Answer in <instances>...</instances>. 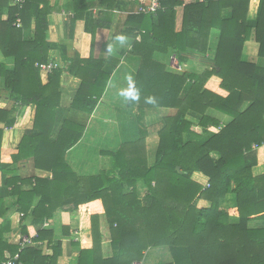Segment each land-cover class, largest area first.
Here are the masks:
<instances>
[{
  "label": "trees",
  "instance_id": "obj_1",
  "mask_svg": "<svg viewBox=\"0 0 264 264\" xmlns=\"http://www.w3.org/2000/svg\"><path fill=\"white\" fill-rule=\"evenodd\" d=\"M22 1L0 0V100L9 104H0V122L10 127L22 108L34 111L31 127L9 150L10 161L0 128V172L15 197L8 201L0 196V264L17 253L16 264H57L60 242H53V232L41 226L65 207L90 216V228L79 230L90 243L79 248L76 264H133L147 248L162 245L185 249L189 264H264V66L243 56L244 43L252 40L264 58V0H259L253 20L247 18L250 0H161L155 14L127 16V30L135 39L131 52L141 57L136 74L141 89L134 116L137 136L109 152L111 171L93 176L78 175L65 155L81 138L87 115L105 86L99 80L106 81L109 73L92 66L90 57L71 58L68 70L80 79V86L71 111L57 127L62 70L52 69L42 83L35 65L49 61V51L57 46L47 39L52 6L49 0ZM125 4L135 6L132 0H71L66 27L72 31L75 21L83 20L84 34L93 42L96 30L109 28L114 10ZM176 7L183 10L179 30ZM213 29L219 35L212 67L202 73L167 72L152 59L154 52L169 49L179 63L206 55ZM213 75L220 78L226 96L205 88ZM149 96L157 103H146ZM148 107L177 109L156 128L150 164L144 145ZM82 109L86 116H77ZM210 109L229 120L221 123L208 114ZM22 160H32L33 168L49 171L51 177H7L13 172L10 165ZM138 182L147 189L142 199L136 195ZM200 199L208 200L209 208H198ZM96 200L109 226L111 253L106 257L99 212L87 210ZM12 206L18 214L16 227L24 234L35 233V245L9 243ZM42 241L51 254L37 244Z\"/></svg>",
  "mask_w": 264,
  "mask_h": 264
},
{
  "label": "crops",
  "instance_id": "obj_2",
  "mask_svg": "<svg viewBox=\"0 0 264 264\" xmlns=\"http://www.w3.org/2000/svg\"><path fill=\"white\" fill-rule=\"evenodd\" d=\"M71 0H49L52 6V11L48 15L49 30L48 40L57 44V46L49 51L50 62L57 64V68H61L58 85L60 88V103L56 108V124L57 127L61 124L64 117L71 111V104L73 97L80 86V79L72 76L68 68L70 67L71 58L78 54L79 57L92 60V66H101V70L109 73L106 81L99 80V85L105 84L102 95L94 106L93 110L87 115L85 128L81 138L77 143L71 147L65 155L67 163L78 175L93 176L100 171L109 172L112 170V157L109 152L120 148L125 141H130L137 136V123L134 116L138 114L137 104L130 105L125 103L123 98L118 95L120 88L126 86V77L131 75L136 80L137 70L140 66L141 57L132 53L133 43H135L134 36L127 30V16L136 13V7L125 4L114 10L112 23L109 28H98L95 32L94 41L92 42L89 36L84 34V21L76 20L73 30L70 31L66 27V21L72 15L70 8ZM259 0H250L247 18L255 19L257 16ZM182 7H176V21L175 29L179 30L182 21ZM5 17V16H4ZM125 35L127 42L124 46H120L115 37L118 35ZM219 32L215 29L211 31L209 38V49L206 55H198L195 60H189L186 63H179L176 56L169 49L167 52H154L152 59L165 67V71L182 74L184 72L202 73L206 69L212 67L211 59L214 55L216 43L218 41ZM138 41V38H137ZM111 46L112 51L108 52L107 48ZM243 56L245 59L251 60L258 65L264 66V58L258 56V43L248 40L243 46ZM251 57V58H248ZM257 57V58H255ZM89 60V59H88ZM93 60H100L101 64H97ZM9 64V59L6 60ZM11 64V63H10ZM47 74L40 72L41 82L47 81ZM220 78L213 75L205 84V88L220 94L227 95V91L220 87ZM141 99V98H140ZM118 101L123 102L117 104ZM2 106H8V102L4 99L0 100ZM176 108L157 107L154 110L152 107L147 108V113L144 117L145 127L148 129V135L145 138V149L148 163H152L155 157V150L157 147V135L155 131L160 121L166 116H173L176 113ZM77 116H86L85 110H77ZM208 114L221 123L227 122L229 116L219 111L210 109ZM34 116L33 108L24 107L17 115L16 121L10 127L5 126L0 122V128L3 129L2 147L7 149V159L10 161L9 150L15 149L27 128L31 127L32 118ZM153 128V130H151ZM154 131V132H150ZM117 144L115 149H111L109 144ZM101 148L97 152V157H94V162L89 160L86 151L91 149ZM32 160H22L10 165L13 172L7 177H21L26 178L32 174L42 177L50 178L51 173L42 169H35L32 166ZM77 166H88L93 168L90 174H81L76 171ZM4 177L0 172V196L6 198L8 201H14L15 197L9 195L10 186H5ZM130 191L129 190H126ZM147 189L141 182H138L136 188V195L139 199L145 195ZM38 198H35L33 204H36ZM210 202L206 199H200L197 202L198 208H209ZM103 205L99 200L90 202L88 204V212H99V227L103 235L102 251L106 257L111 253L110 238L108 235V222L103 213ZM10 218L12 221V230L8 234L9 243L19 244L20 247L33 246L36 243L32 241V236L35 233L24 234L17 226L18 214L15 207L9 209ZM90 216L80 214L78 210L71 211L66 207L58 210L51 218L46 219L42 224L43 230H51L54 234V240L60 242V253L57 257V264H76L77 254L79 248L83 244L90 243L89 239L84 240L85 233L79 232L80 229L85 230L90 228ZM235 221V217L230 218ZM31 217L28 218V221ZM2 219H0V222ZM31 233L34 232L33 226H28ZM26 239V241L24 240ZM84 240V241H83ZM42 245L43 252L51 254L52 250L48 247L45 241L38 242ZM187 258V260H186ZM189 264L187 252L185 249L178 247H171L167 245L152 246L143 251V257L139 261H134L133 264Z\"/></svg>",
  "mask_w": 264,
  "mask_h": 264
},
{
  "label": "built area",
  "instance_id": "obj_3",
  "mask_svg": "<svg viewBox=\"0 0 264 264\" xmlns=\"http://www.w3.org/2000/svg\"><path fill=\"white\" fill-rule=\"evenodd\" d=\"M136 7L137 13H144V14H155L161 8V0H132ZM12 4L16 2L22 3V0H11ZM16 27L21 26L20 18L16 19L15 22ZM35 65L40 69L42 73H48L52 69L57 68V64L54 62H44V63H35ZM255 148V145H252ZM26 241V239H24ZM18 258V253L15 254L13 257H8L3 264H16V260Z\"/></svg>",
  "mask_w": 264,
  "mask_h": 264
},
{
  "label": "clouds",
  "instance_id": "obj_4",
  "mask_svg": "<svg viewBox=\"0 0 264 264\" xmlns=\"http://www.w3.org/2000/svg\"><path fill=\"white\" fill-rule=\"evenodd\" d=\"M115 41L120 46H124L127 42V37L123 34L118 35L115 37ZM107 51H112L111 46H108ZM118 95L123 98L125 103H134L140 100L141 89L137 85V82L133 76L129 75L126 77V86L119 89ZM145 102L149 104H156L157 99L155 96H149L145 98Z\"/></svg>",
  "mask_w": 264,
  "mask_h": 264
},
{
  "label": "rangeland",
  "instance_id": "obj_5",
  "mask_svg": "<svg viewBox=\"0 0 264 264\" xmlns=\"http://www.w3.org/2000/svg\"><path fill=\"white\" fill-rule=\"evenodd\" d=\"M248 58H251V57H248ZM255 58H257V57H255ZM122 103L123 102H121V101L117 102V104H122ZM151 130H153V128ZM150 132H154V131H150ZM109 145H111V147H113L111 149H115L117 147V144H115V143L114 144H109ZM100 149L101 148L94 149V150L89 149V150L86 151L87 156H84V157H88L89 160L94 162L95 161L94 157H97V152L96 151H99ZM77 167L78 168H76V171H79L81 174H90L92 169H93V168H90L88 166H77ZM90 169H91V171H89ZM186 260H187V258H186Z\"/></svg>",
  "mask_w": 264,
  "mask_h": 264
}]
</instances>
